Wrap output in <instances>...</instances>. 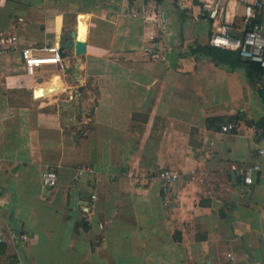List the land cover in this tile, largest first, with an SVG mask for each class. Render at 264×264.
<instances>
[{
    "label": "crops",
    "instance_id": "crops-1",
    "mask_svg": "<svg viewBox=\"0 0 264 264\" xmlns=\"http://www.w3.org/2000/svg\"><path fill=\"white\" fill-rule=\"evenodd\" d=\"M242 13L237 0L220 19L203 0H0V264H264V174L250 185L233 170L264 161V73L254 86L198 48L224 23L242 36ZM78 14L63 62L26 73L21 50L60 45Z\"/></svg>",
    "mask_w": 264,
    "mask_h": 264
},
{
    "label": "built area",
    "instance_id": "built-area-1",
    "mask_svg": "<svg viewBox=\"0 0 264 264\" xmlns=\"http://www.w3.org/2000/svg\"><path fill=\"white\" fill-rule=\"evenodd\" d=\"M229 0H203L204 7L208 10L209 16L212 18L220 19L225 13L226 4ZM242 7V22H243V34L240 37H235L230 34V27L224 23L218 26L216 30L212 32L209 38V44L214 47L223 49H229L237 51L239 56L243 59L254 61L264 67V29L263 23L257 20L259 11L264 10V0H237ZM16 40L15 36H12L8 41L13 42ZM7 50L0 47V54L5 53ZM25 71L26 73L33 75L36 73L39 67L44 65L58 66L63 62L64 57L61 55L60 45L53 44L46 46L41 50H35L30 47H25L21 50ZM151 59L160 58V54L155 50H150ZM236 128L234 123H227L221 126V130L231 131ZM259 138L262 140L263 129L257 128ZM258 155L264 157V149L259 147ZM84 167L79 169V173L82 174ZM234 173L241 175L243 181L246 184H252V172H259L264 174V161H256L249 167L236 166L233 168ZM160 177L163 179L165 185L176 182L179 178V174L170 169H164L160 173ZM42 183L46 188H53L57 184V174L53 170L46 169L41 174ZM95 195H92L94 198ZM10 237H19L22 240H26L27 236L23 233L17 234L11 231ZM4 240V235L0 230V243Z\"/></svg>",
    "mask_w": 264,
    "mask_h": 264
},
{
    "label": "trees",
    "instance_id": "trees-1",
    "mask_svg": "<svg viewBox=\"0 0 264 264\" xmlns=\"http://www.w3.org/2000/svg\"><path fill=\"white\" fill-rule=\"evenodd\" d=\"M205 54L209 55L216 64L228 65L232 68L242 66L246 69L249 82L256 86L260 82L264 73V67L259 63L243 59L237 51L214 47L211 45L198 47ZM257 91L264 103V88L257 86Z\"/></svg>",
    "mask_w": 264,
    "mask_h": 264
},
{
    "label": "water",
    "instance_id": "water-1",
    "mask_svg": "<svg viewBox=\"0 0 264 264\" xmlns=\"http://www.w3.org/2000/svg\"><path fill=\"white\" fill-rule=\"evenodd\" d=\"M80 16H82V14H78V17H77V20H78V30H77V32L76 33L74 32L72 34L71 38H68L66 40H61V42H60V51H61L62 57H66L67 56V54H66L67 52H65L67 47H72L73 45L77 46L78 41L80 40L79 39V18H80ZM84 45H85V43H84ZM83 50H84V46H83Z\"/></svg>",
    "mask_w": 264,
    "mask_h": 264
},
{
    "label": "bare ground",
    "instance_id": "bare-ground-1",
    "mask_svg": "<svg viewBox=\"0 0 264 264\" xmlns=\"http://www.w3.org/2000/svg\"><path fill=\"white\" fill-rule=\"evenodd\" d=\"M84 20V19H83ZM85 30V24L82 21V18L80 17V26H79V31L83 32Z\"/></svg>",
    "mask_w": 264,
    "mask_h": 264
}]
</instances>
